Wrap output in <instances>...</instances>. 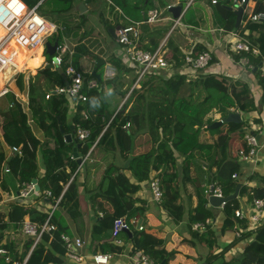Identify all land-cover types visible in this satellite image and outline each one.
<instances>
[{
	"label": "trees",
	"instance_id": "obj_1",
	"mask_svg": "<svg viewBox=\"0 0 264 264\" xmlns=\"http://www.w3.org/2000/svg\"><path fill=\"white\" fill-rule=\"evenodd\" d=\"M26 1L32 6L39 0ZM75 1L44 0L39 9L45 14L44 7L50 5L55 16L65 17L72 11ZM229 1L231 0H226V2ZM263 9L262 4L259 3L258 10ZM225 10L228 15L231 14L230 11ZM254 24L262 25L261 34L259 38L249 41L264 53V21L251 23V25ZM57 38L61 42L59 35H55L53 39ZM84 52L89 53L82 46L77 47L73 60L76 62ZM45 56L48 61L53 58L46 53ZM17 60L18 68L24 66L22 61ZM66 68L67 63L65 62L60 70L40 69L36 76H30L28 86L26 85L25 73L21 72L15 78L17 88L21 91L28 90L32 118L43 130L47 139L50 138L54 141L55 147L48 149L50 151L46 158L47 169L44 175H40L36 151L40 141L33 136L31 144L34 146L32 148L25 141L26 134L31 131L30 116L22 103L15 98L14 94L10 93V100L14 102V107L5 113L4 139L12 147L23 144L24 153L17 172H14V166L12 167V161H17V156L10 160L11 179L17 178L21 183L37 179L40 187V198L43 197L45 189L51 191L52 195L49 197V202L53 204L61 196L59 203L61 211L65 209L69 217L71 216L70 218L79 224L83 214L79 205V185L76 178H73L64 190V185L70 181L78 168L76 159L72 157L75 142L65 140V133L73 131L71 127L73 123L75 125L74 130L78 124H81L91 131L90 137L84 141L85 145L82 147L85 154L89 152L95 142H97L96 145L106 143L113 148L117 141L122 144V149H125L124 141L127 138H132L140 133L147 134L152 144L151 148L144 153L133 155L129 159L128 168L132 170L139 182H144L155 176L160 179L161 187L165 191L162 197L163 205L177 219L182 218L180 212L183 207L177 204L181 179L184 183L191 182L194 185L199 198L198 205L192 210L191 219L193 222H204L212 214L205 206L207 202L205 190L208 187L211 189L220 186L226 196L235 192L240 182L236 179L237 177H234V174L237 176L239 174L240 159L230 157V140L232 134L236 132L244 136L246 133L244 127H246L247 121L229 122L228 130L223 134L221 132L222 125L210 127L215 122L210 115L216 112L224 118L228 113L237 110L242 112L254 111L256 103L247 83L233 81L227 76L218 74L197 73L196 76H189L184 70L169 72L159 69L149 72L140 81L139 86L132 88L138 77L136 68L121 66V75L114 81L115 90L123 88L126 79H128L124 94L129 91L131 94L103 132L108 124L107 106L105 105V97L99 89L86 90L88 99L86 102H79L76 105L72 120L68 119L70 110L68 97L56 94L46 98L45 86L50 87L66 83ZM89 77L95 78L96 76L85 74L86 79ZM260 81L264 86L263 73L260 74ZM84 111L89 113V118L83 117ZM127 124L130 126L128 131L124 128ZM244 148L246 151L249 150L248 146ZM179 156L183 159L181 163L178 160ZM4 157L5 154L2 153L0 160L2 161ZM67 166L70 167L69 172L66 171ZM3 170L6 171V167ZM152 172H155L156 175L151 178ZM105 180L107 181L106 197L115 206L116 214L107 213L101 217L98 215L92 230L91 244L101 240L104 245L107 244L110 247L111 251L118 252L121 250L120 244L107 241L105 238L108 236L109 230H112L111 225L117 217L127 213L125 218L129 222L130 228V219L133 214L144 211L142 207H134L136 199L129 195L130 192L137 191L140 185L131 183L116 166L108 167L105 172ZM1 184L4 190L9 188L3 179H1ZM243 195H248L250 200L252 198L249 194V186L245 184H242L240 189V196ZM255 195L264 198V191L256 189ZM99 196L101 195L92 197L94 205H96V198ZM43 199L44 201L47 200V198ZM1 200L0 192V202ZM125 204H129L128 207H125ZM238 206V199L228 201L225 204V227L232 228L235 225V218H238L235 216V211ZM26 216L32 221L43 223L48 213L41 211L37 205H24L19 201H15L8 212H0V249L4 248L7 252H12L10 263H4L8 253L6 255L0 253L1 264H15L16 261L22 264L28 255L25 264H75L69 263L66 256V248L61 239V234H72L64 215L59 210H56L53 216V221L57 224L58 230L52 235L45 233L41 241L35 245L34 238L28 236L24 241V251L21 254L15 251L14 244H5V229H21ZM239 220L241 228H239L240 236L237 242L253 234H255V240L246 247L244 253L236 261H240L238 264H264V222L254 232L250 229L247 219ZM133 242L134 253L143 250L157 264H161L164 259L168 262L175 255V252H168L165 248L158 247L157 243L160 241L143 232H137ZM248 254L257 257L256 262ZM232 261L224 264H231Z\"/></svg>",
	"mask_w": 264,
	"mask_h": 264
},
{
	"label": "crops",
	"instance_id": "obj_2",
	"mask_svg": "<svg viewBox=\"0 0 264 264\" xmlns=\"http://www.w3.org/2000/svg\"><path fill=\"white\" fill-rule=\"evenodd\" d=\"M97 1L98 0H76L71 12L66 14L65 17H58L52 13L51 8L50 12V10L44 7L45 14L42 13L39 8L43 4V0L38 7V12L55 25L63 23V26L71 25L78 28V30L73 31L68 29L66 31L67 33L65 31L63 32V36L65 39H68V42L62 41L61 36L57 34L61 38V42H65L69 47V51L64 56V63H67V67L72 65L84 74H93L96 69L98 59L101 58L105 61V64L101 65L97 70V73H99L100 68L103 69L102 73H99L100 78H95L98 80L97 89H99L105 97V105L107 106V121L109 123L111 122L115 114L121 109V107H123L129 98L130 95L126 99L127 95L129 93L131 94V91L124 94L128 79H126L123 88L115 90L116 85L114 81L117 80L119 75H121L120 67H131L125 59L127 49L119 43L117 38V31L120 27L141 22L139 47L144 50L154 51L162 46V49L165 52V57L170 63H172V66L166 69V71L169 72H180L184 70L185 73L189 74V70L184 67L185 56L189 53L194 55L203 51H211L213 55L211 63L198 73L227 76L233 81H242L247 83L251 89L256 103V109L251 112H242L237 110V112L241 114L242 119L247 121V125L244 127L246 133L244 136L240 135L238 132L232 134L229 154L230 157L234 159L237 157L236 155L238 152L247 146L245 141V135L247 133L252 132L257 135L260 144L258 153L250 160L240 158V169L236 179H238L240 183L252 187L255 190L260 189L264 191V86L260 81V74L263 72L258 66L250 69L235 63L232 56H235L236 53H234L231 48V42L234 41L232 39V33L235 31L238 32L240 37L245 39L247 38L248 40L259 38L262 25H251V23L254 22L250 20L249 15L253 11H264V9L258 10L259 3H261L264 8V0H246L245 7H247V10L243 13L239 23H237L235 10L241 6H236L235 0H231L229 2H226V0H217L216 3H214L213 0H117L124 2L125 4L130 3L134 6V13H124L123 18L119 21L112 18L109 12L107 13L101 10L99 12H94ZM105 1L109 4L114 5L115 3L117 5L116 0H113L112 3L107 0ZM81 2H83L86 7L83 8L82 11H80L78 7ZM220 3L221 5H219ZM149 4L150 7L148 6ZM170 6L181 7L178 17H175L173 12L170 11ZM131 7L132 6H130V8ZM229 7H232L233 9L231 10ZM116 8L120 11L118 6ZM152 9H159L163 11L162 19L160 21L155 23L146 21L149 12ZM225 9L230 11L231 14L228 15ZM91 13L95 15V17L91 15ZM177 20H180V24H176ZM96 21L105 25L106 28L94 27ZM229 25H231V27H229ZM54 33L52 34L54 35ZM52 34L44 39L46 43L55 42L56 39L54 41L48 40ZM45 45L40 44L35 47V49L33 48L34 50L31 49V51H27L26 48L19 47V51L24 59V62L29 64V66L26 67V64H24V66L20 67L21 71L17 74L21 72L25 73L27 68L31 70V73H35L33 75L25 73L27 86L30 76H36L40 69L47 68L46 65L51 62L48 61L45 56ZM79 46H82L86 51L88 50L89 53H82V55L75 62L73 59L76 54V48ZM70 51L73 52L71 53ZM262 54L264 55V53ZM54 55L51 56L54 57ZM251 59L253 62L258 60V58L255 57H251ZM61 66H54V68L50 69L60 70ZM110 68L114 69L116 73L112 78H106V71ZM11 74L12 70L9 69L0 73V75H2L0 78V86L6 82ZM15 78L13 80L14 83ZM65 79V84H67L69 78L66 74V70ZM88 79H90V77ZM13 82H11V86ZM58 86L60 85L50 87L45 86L44 89L46 94L50 91H56ZM137 86H139V84H134L132 88ZM10 93L14 94L15 98L22 103L25 111L30 116L29 123L31 125V131L26 134L25 141L31 148L34 146L31 144L33 136L40 141L36 147L37 160L40 175H44L47 169L46 158L48 156V152L50 151L48 149L55 147L54 141L50 138L47 139L43 130L32 118L31 110L29 108L28 90L26 89L21 91L15 85L14 89L12 88V92ZM10 93L6 95L8 104L3 108L2 116L0 117V157L2 153L5 154L4 159L2 161L0 160V192L2 195L0 212L4 213L8 212L13 203L15 201H19L20 199V197H18V193L21 187V182H19L17 178L11 179V172H9L11 171L9 166V163L11 162L10 160L17 156V161H12L14 172H17L19 162L24 156L22 150L23 144L18 146L20 150L15 152L13 150L14 146L12 147L7 144L4 139L3 124L5 113L14 107V102L10 100ZM56 94L53 93V95ZM69 101L70 110L68 119L72 120L76 104L73 100L69 99ZM84 113L88 112H83V117L85 118ZM108 115L111 116V120L108 119ZM210 116L214 120L222 118L221 114L216 112L215 114L212 113ZM72 125L74 124L72 123L71 126ZM228 126V123L222 125L221 132L223 134L227 132ZM124 128L128 131L130 126L126 125ZM66 134L68 133H65V135ZM74 137L77 138L76 130ZM65 140L67 141L66 137ZM47 141H49V143H46ZM124 142L125 149H122V144L117 141L114 143L113 148L109 144L104 143L102 145H96L97 142H95L89 152L85 154L82 151V147L85 145V142L82 141V146L77 149L79 156L83 158V163L80 165L77 162L78 168L71 177L70 181L64 185V190H66L72 179L76 178L79 185L78 198L80 209L83 214L82 221L77 224L72 220V218H70L71 216L69 217V214L65 211V209L61 211L60 206L56 209L64 215L71 234L75 237H80L85 242L83 248L80 249V253L86 256L85 261L83 263H77L68 259L69 263L94 264L92 259V255L94 253L108 252L113 254L110 264H133L130 256L134 253L133 238L137 232H143L157 238V241H160L157 243L158 247L165 248L168 252H175V255L171 257L168 262L164 259L165 264H224L225 262L234 260L236 257L239 258L242 253H244L246 247L255 240V234H253L250 237L237 242L239 237L238 234L240 233L239 228H241L240 218H235V225L232 228L225 227L226 212L224 210V206H214L210 201L211 196L206 193L205 198L207 202L205 206L212 213L211 216L207 218L210 219V223L205 229H196L195 224L201 221L193 222L191 217L193 214L192 210L199 203V198L194 185L191 182L184 183L181 178L179 182L180 192L178 194L177 204L181 205L183 208L180 212L182 218L177 219L174 214L163 205L162 200L157 201L153 197V193L149 185L151 179L139 182L135 178L132 170L128 168L129 159L133 155L144 153L151 148L152 144L149 136L147 134L140 133L134 135L132 138H127ZM76 146L77 143H75V147ZM72 157L76 159L73 155V151ZM178 160L179 163H181L183 159L179 156ZM110 166H116L119 171L124 173L131 183L140 185L137 191L130 192L129 195L130 197L136 199L134 207H142L144 209L142 212L140 211L133 214L130 220L132 221V219L137 217L139 222L136 225L131 223L128 231L123 230L115 238L112 235V230H109V234L105 240L120 244L121 250L118 252L111 251L110 247L107 244L104 245L101 240L96 241L95 244H91L92 230L97 222L98 215L101 217L107 213L116 214V208L107 199L105 192L107 187L105 172ZM4 167H6V171L3 170ZM66 171H70L69 166H67ZM155 175L156 173L152 172L151 178ZM1 179L5 180L8 185L9 188L7 190L3 189ZM37 185H39L38 180ZM46 190L48 189L43 191V197L41 196V198L39 190L33 194L30 193V195L26 198H21V202L24 203V205H37L41 211L45 213L49 212L53 203L49 202L50 196L48 197L45 195ZM96 195L101 196L96 198L97 203L94 205L92 197ZM43 198H47V200L44 201ZM236 199L239 201L238 209L243 210L245 214L248 215L251 211V200L248 195L240 196L239 192ZM128 205L129 204H125V207H128ZM120 217H127V213ZM26 219L30 218L26 216L25 220ZM139 223H141V225H139ZM112 225L111 228H113ZM140 226H143V229H140ZM27 237V235L22 233L21 229L16 230L14 228H7L5 229L4 238L6 239L4 242H6L5 244L8 243L10 245L14 244L16 248L15 251L21 254L24 251V241ZM1 249L6 251L3 254L6 255L8 253L7 257L12 258V252H7L4 248ZM140 251L143 250H138L136 252ZM7 257L5 259L3 258L4 263H10L7 261ZM27 258L25 259L24 264Z\"/></svg>",
	"mask_w": 264,
	"mask_h": 264
},
{
	"label": "built area",
	"instance_id": "obj_3",
	"mask_svg": "<svg viewBox=\"0 0 264 264\" xmlns=\"http://www.w3.org/2000/svg\"><path fill=\"white\" fill-rule=\"evenodd\" d=\"M43 0H40L36 5L30 6L25 0H0V73L6 69L12 70V74L6 80V82L0 86V98L6 96L12 92L11 82H13L16 74L21 71L16 63L19 47L31 50L44 41L45 38L55 32L56 25L47 20L38 12V7ZM112 3L113 0H107ZM217 0H213L216 3ZM246 0H235L236 6H242ZM171 7V6H170ZM168 7V8H170ZM247 10V7L243 9V13ZM163 11L159 9H152L147 17V22L155 23L162 19ZM249 18L251 21H264V11H253L250 13ZM141 22L136 24L120 27L117 31V38L126 49V62L135 67L137 71V80L135 85H138L140 81L153 70L168 69L172 66L167 58L165 52L160 46L154 51L144 50L139 47V40L141 37ZM176 24H180V20L176 21ZM235 38V39H234ZM231 48L235 56L232 59L235 63L253 69L255 66L260 67L264 73V55L261 49L255 47L247 38L240 37L238 32L232 33ZM69 51V47L65 42H59L56 49V53L51 60L54 66H61L64 63V56ZM71 53L73 51H70ZM251 57L258 58L255 62ZM213 55L211 51H203L197 54L189 53L185 56L184 67L189 70V76L197 75V73L205 69L212 61ZM115 70L110 68L106 71V78H112L115 75ZM66 74L69 81L65 85H60L56 88V93L67 96L70 100H73L77 105L79 102H86L88 99L87 91L98 87V80L96 78L86 79L85 74L70 65L66 69ZM53 92H47L46 97L50 98ZM130 93L127 95L126 99ZM125 99V101H126ZM12 106V104H11ZM85 119L89 118L88 113H84ZM106 125L104 131L108 127ZM129 126V124H127ZM77 139L79 141L87 140L91 131L89 128L83 127L78 124L76 127ZM246 145L249 150L245 148L241 149L239 156L245 160L252 159L259 150L260 144L258 137L255 133L249 132L245 135ZM13 150L18 152L20 149L18 146H14ZM237 177V174H234ZM35 183L23 182L19 189L18 197L26 198L32 191L35 190ZM153 197L157 201H161L164 189L161 187L160 179L153 177L149 182ZM205 193L210 196L225 197L223 190L220 186L209 187L205 190ZM249 194L251 198L250 213L245 214L243 210L236 209L235 215L240 219H247L250 229L256 232L257 229L264 222V198L257 197L255 195V189L249 187ZM46 196H51L50 190L45 191ZM61 196L52 205L43 223L35 222L30 219H26L21 227L23 234L34 238V245L41 241L43 235L48 233L52 235L58 230L57 224L53 221L54 212L59 206ZM227 202L223 201L221 206H225ZM137 217L132 219V224H138ZM210 223V219L204 222L195 224L196 229H205ZM143 229V226L139 227ZM129 229V222L125 217H117L113 223L112 235L117 237L123 230ZM240 236V233L238 234ZM61 239L66 248V256L71 261L77 263H83L85 261V255L80 253V249L83 248L85 242L80 237H75L67 233L61 234ZM6 252L0 249V253ZM113 257L112 253L96 252L92 255L94 264H110ZM133 264H157L155 260L147 253L140 251L135 252L131 256ZM7 261L11 259L7 257ZM20 264L19 262H14ZM24 264V263H22Z\"/></svg>",
	"mask_w": 264,
	"mask_h": 264
},
{
	"label": "water",
	"instance_id": "obj_4",
	"mask_svg": "<svg viewBox=\"0 0 264 264\" xmlns=\"http://www.w3.org/2000/svg\"><path fill=\"white\" fill-rule=\"evenodd\" d=\"M245 6H246V2L241 7H238L237 10H235V13L237 15V23H239L240 20H241V17L243 15V9L245 8ZM78 7H79V10L80 11H82L83 8H86L85 7V4L83 2L79 3ZM229 8L231 10L233 9L232 7H229ZM170 11L173 12V14H174L175 17H178L179 14H180V11H181V7L180 6H173V7L170 8ZM58 44H59L58 39H56L54 43L47 42L46 45H45V47H46V53L49 54V55H54L55 52H56V49L58 47ZM103 64H105V61L103 59H101V58L98 59V63L96 65V69H95V71L93 73V75H95L97 78H100V75H99V73H97V70ZM46 67L47 68H54V65L52 63H48L46 65ZM50 92H53L54 94H56V91L55 90L54 91H50ZM108 119L111 120V116L110 115H108ZM242 120H243L242 119V116H241V114L239 112H237V111L236 112H230L223 119H220V120L215 121L212 125H210V127L211 128L218 127V126L223 125L224 123H229V122H236V123H238V122H241ZM71 127L73 129L72 133L66 134L65 137L67 139V142L74 141L75 143H77V146L73 150V155L77 159V162L81 165L83 163V158L79 156V154L77 152V149L79 147H81L83 143L79 142L78 139L74 137V134H75V130H74L75 129V126L72 125ZM33 183H35L36 185H35V190L32 191L31 194H33L34 192H38L40 190L39 185H37V179H34L33 180ZM241 186H242V183H239L237 185V188H236L235 192L233 194L227 195L225 197H222L221 198V197H217V196H211L210 197L211 203L214 206H220L223 201L228 202V201H231V200L236 199L238 197V195H239ZM212 189H213V187H212ZM19 201L21 202L22 199L20 198ZM139 225H141V223H139ZM125 231H128V229H125ZM248 256L251 257L253 259V261H255V262L258 259L257 257L252 256L250 254H248ZM162 264H165V261L164 260L162 261Z\"/></svg>",
	"mask_w": 264,
	"mask_h": 264
},
{
	"label": "rangeland",
	"instance_id": "obj_5",
	"mask_svg": "<svg viewBox=\"0 0 264 264\" xmlns=\"http://www.w3.org/2000/svg\"><path fill=\"white\" fill-rule=\"evenodd\" d=\"M116 3H117V5L114 3V5H112V4H109V3H107L105 0H98L97 1V4H96V8H95V10H94V12H99L100 10L101 11H104V12H109L110 13V16L112 17V18H114L116 21H119V20H121L122 18H123V14L125 13H128V14H133L134 13V6L133 5H131L130 3H124V2H120V1H117L116 0ZM119 7L120 8V11H118L117 10V8L116 7ZM130 6H132L131 8H130ZM149 7H150V4L148 5ZM45 8L46 9H48V10H50V8L52 9V7L49 5V6H45ZM133 8V9H132ZM50 12H51V10H50ZM91 15H93L92 13H91ZM94 17H95V15H93ZM99 22V21H98ZM97 21L95 22V24H94V27H101V28H104L105 27V25H102V24H100V23H98ZM106 28V27H105ZM68 29H71V31H73V30H78V28H75V27H73V26H71V25H69V26H67V25H64L63 26V23H60L59 25H56V29H55V33H54V35H52L51 37H49L48 38V40H50V41H54V36L55 35H57V34H59L60 36H61V38H62V41H65V42H68V39H65L64 38V36H63V32L65 31H67ZM67 33V32H66ZM106 34H107V32H106ZM45 43H46V41H43L42 42V44L43 45H45ZM35 49V48H34ZM33 49V50H34ZM38 52V51H37ZM18 54L19 55H17V57H18V60H20V61H22L24 64H27L26 62H24V59H23V57L21 56V54H20V51H19V49H18ZM17 60V61H18ZM27 66H29V64H27ZM26 66V67H27ZM23 69H24V67H23ZM25 71V70H24ZM31 70H29L28 68H27V70H26V72L25 73H27V74H35V73H31L30 72ZM102 71H103V69L102 68H100V70H99V73H102ZM2 77V75H0V78ZM15 83L13 82V84H12V88L14 89V87H15ZM8 102V99H7V97L5 96V97H1L0 98V117L2 116V110H3V108L5 107V106H7V103ZM213 114H215V112H213ZM221 119H223V118H221ZM217 120H220V119H217ZM217 120H215V121H217ZM225 124V123H224ZM240 152V151H239ZM239 152H238V154L236 155L239 159L241 158L240 156H239ZM238 259V257H236L235 259H234V261H232V263L231 264H238L240 261H236Z\"/></svg>",
	"mask_w": 264,
	"mask_h": 264
},
{
	"label": "bare ground",
	"instance_id": "obj_6",
	"mask_svg": "<svg viewBox=\"0 0 264 264\" xmlns=\"http://www.w3.org/2000/svg\"><path fill=\"white\" fill-rule=\"evenodd\" d=\"M27 51H31V50H28V49H26ZM17 60V59H16Z\"/></svg>",
	"mask_w": 264,
	"mask_h": 264
}]
</instances>
